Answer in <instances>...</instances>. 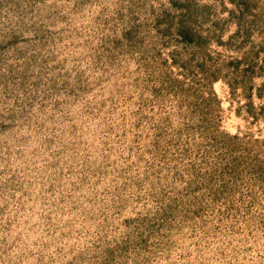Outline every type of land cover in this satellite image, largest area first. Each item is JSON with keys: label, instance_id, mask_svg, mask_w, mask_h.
Instances as JSON below:
<instances>
[{"label": "rangeland", "instance_id": "1", "mask_svg": "<svg viewBox=\"0 0 264 264\" xmlns=\"http://www.w3.org/2000/svg\"><path fill=\"white\" fill-rule=\"evenodd\" d=\"M194 2L0 0V264H264V0Z\"/></svg>", "mask_w": 264, "mask_h": 264}, {"label": "trees", "instance_id": "2", "mask_svg": "<svg viewBox=\"0 0 264 264\" xmlns=\"http://www.w3.org/2000/svg\"><path fill=\"white\" fill-rule=\"evenodd\" d=\"M189 3V11L187 14H184L182 16H180L177 19V23L174 26H169L168 29H164V30H158L160 36L162 38H164L166 41V44H171V42L168 39H172L175 35V41H179V42H190V43H194L195 41H201V40H206L208 39L207 36H204L198 29L196 26V20L195 15L191 14V9L192 8H196V6H198L197 2H194V0H188ZM240 25V24H238ZM172 61H173V65L180 70H185L186 69V63L182 60V54L179 53L178 51H175L172 53ZM247 60L246 59H241L238 60L236 62L235 68L239 69V66L243 63H245ZM185 77V76H184ZM263 78H264V74H263ZM207 79L209 81V84H212V82L217 81L219 79H223L218 72H215V74H211L207 76ZM177 83H182L183 80H179L177 79L176 81Z\"/></svg>", "mask_w": 264, "mask_h": 264}]
</instances>
